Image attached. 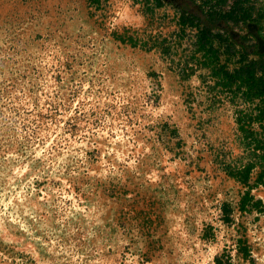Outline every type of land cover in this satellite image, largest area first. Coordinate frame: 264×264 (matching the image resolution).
Returning a JSON list of instances; mask_svg holds the SVG:
<instances>
[{
  "label": "rangeland",
  "instance_id": "obj_1",
  "mask_svg": "<svg viewBox=\"0 0 264 264\" xmlns=\"http://www.w3.org/2000/svg\"><path fill=\"white\" fill-rule=\"evenodd\" d=\"M233 1L133 0L160 31L130 35L165 37L167 52L112 33L111 49L82 58L85 35H104V0H0V42L25 61L17 75L0 70V264H255L253 234L264 233V183L252 184L260 166L246 186L222 165L258 159L235 120L257 101L210 89L206 69L181 78L193 29L171 44L180 9L200 15ZM242 6L244 22L208 25L264 55V0ZM80 152L88 172L109 179L82 172ZM97 200L107 209L99 216Z\"/></svg>",
  "mask_w": 264,
  "mask_h": 264
},
{
  "label": "trees",
  "instance_id": "obj_2",
  "mask_svg": "<svg viewBox=\"0 0 264 264\" xmlns=\"http://www.w3.org/2000/svg\"><path fill=\"white\" fill-rule=\"evenodd\" d=\"M149 1L146 0V2ZM223 1L216 0V4H222ZM242 1L234 0L227 10L210 5L206 10L202 8L200 15L180 9L177 17L179 28L174 32L176 39L171 41V44H180L181 39L187 36L186 29H193L192 48L188 60L184 61V66L179 73L181 78H189L197 69H206L207 76L214 80L213 85L208 86L210 89L217 88L221 93L229 91L233 96L240 94L243 99L249 102L257 101L250 109L254 112L242 114V111H238L235 120L245 147L250 150L251 156H256L258 159L256 161L249 160L244 164H240L237 160L233 164L222 165V169L229 177L243 185L250 186L264 183V136H258L257 131L252 127L255 122L264 130V55L258 52L254 44L242 42L237 35L214 32L208 25L215 20L236 23L241 19L244 22L249 17V9L242 6ZM152 2L157 7L164 4L163 0H152ZM115 38L123 43H129L132 47L146 50L160 47L161 51L165 53L170 48L167 38H159L158 35L155 38L150 36L145 40L130 34H117ZM245 39L243 38L244 41ZM149 43L150 45L146 46ZM237 45L239 48H236ZM221 53L224 55L223 60ZM234 56H237V60L232 61ZM229 63H232V68H229ZM199 77L203 82L205 81L204 75L199 74ZM257 165L260 166V170L251 184L250 178ZM244 205L245 203L242 201L239 207L242 209ZM242 253L246 255V252ZM217 263L220 262L217 260Z\"/></svg>",
  "mask_w": 264,
  "mask_h": 264
},
{
  "label": "clouds",
  "instance_id": "obj_3",
  "mask_svg": "<svg viewBox=\"0 0 264 264\" xmlns=\"http://www.w3.org/2000/svg\"><path fill=\"white\" fill-rule=\"evenodd\" d=\"M104 3L105 7L101 9L104 35L103 37L96 33H92L91 36L85 35L84 43L88 44V48L82 49V58H85L83 53H87L89 56H91L94 52L99 53L101 49H103L104 52H107L109 49H111L113 47L111 40L112 33L123 34L124 32H128L129 34H136L137 36L154 35L159 33L160 30L158 27L155 28V31H153V29L150 27L147 16L138 10L139 5L136 7L131 6L133 0H104ZM77 31H83L87 33L88 30L86 28H78ZM7 47L8 44L3 43V48L5 51L0 53V70H2L3 76L5 78L9 75V73L17 75L20 71H23L24 69L21 67V64L25 62L22 59V56L7 51ZM17 47H19V45H17ZM60 59H65V57L61 56ZM97 64H103L102 57L97 61ZM122 75L126 76L127 74L122 73ZM149 85L150 82L147 79H142L140 82V86L145 92H150L152 90ZM152 115L155 118V116L158 114ZM8 123L10 124L11 121H8ZM9 138H12L10 133ZM36 157H41V153L36 152L33 156V160H35ZM79 157L82 158L80 162L84 164V168H82L81 171L92 177L93 181H95L97 177L102 181L109 179V177H107L104 173L93 174L88 172V166L83 159L84 153L80 152ZM43 159H47V157H43ZM77 167H79V165H77ZM124 167L135 175H139L138 170L134 166H129V164L126 163ZM69 174L71 175L72 173ZM148 179L152 180L155 179V177H148ZM121 182H123V180ZM97 196H99L98 192ZM133 196L134 193L129 192V195L126 197V199L131 200ZM96 207L98 208L97 216L101 215L107 210L105 207L100 205V200L96 201ZM95 223L102 225L103 221L96 219ZM253 240L255 242V247L251 251V257L254 258L255 264H264V233H261L260 235L253 234Z\"/></svg>",
  "mask_w": 264,
  "mask_h": 264
}]
</instances>
